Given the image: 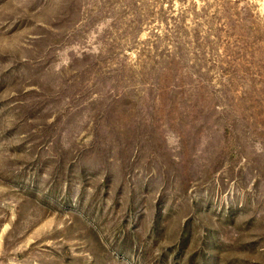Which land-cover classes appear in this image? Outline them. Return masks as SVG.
Listing matches in <instances>:
<instances>
[{
  "label": "rangeland",
  "instance_id": "obj_1",
  "mask_svg": "<svg viewBox=\"0 0 264 264\" xmlns=\"http://www.w3.org/2000/svg\"><path fill=\"white\" fill-rule=\"evenodd\" d=\"M0 264H264V0H0Z\"/></svg>",
  "mask_w": 264,
  "mask_h": 264
}]
</instances>
